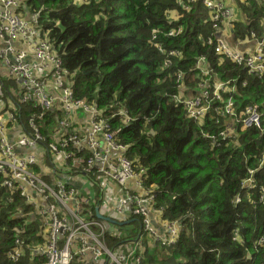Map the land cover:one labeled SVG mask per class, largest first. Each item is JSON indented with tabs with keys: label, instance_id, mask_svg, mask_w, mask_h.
<instances>
[{
	"label": "trees",
	"instance_id": "obj_1",
	"mask_svg": "<svg viewBox=\"0 0 264 264\" xmlns=\"http://www.w3.org/2000/svg\"><path fill=\"white\" fill-rule=\"evenodd\" d=\"M249 4L252 16L264 17V5L255 0ZM24 7L30 14L38 13L41 36L46 34L69 72L66 80L73 83V96L96 104L98 118L107 119L111 128L120 123L118 110L131 118L119 142L128 145L126 155L136 169H144L143 184L153 186V207L162 209L163 219L180 225L175 243L154 250L145 246L142 264H264V246L256 245L264 231V204L257 202L264 189V130H239L234 141L212 145L202 135L216 132L217 126L188 118L171 98L179 92L177 72L189 87L203 79L197 63L204 57L222 80L239 78L237 105L256 102L264 114V75H246L245 69L214 52L207 43L213 29L203 1L25 0ZM173 11L176 19L170 15ZM171 29L179 33L168 36ZM251 29L264 35V30L245 22L233 28L236 38H244ZM172 50L178 55L163 69ZM0 83L3 100L15 103L21 125L30 131L29 120L39 111L36 102L19 103L13 94L25 90L12 75H7L9 86L2 77ZM35 123L50 141L56 125L53 112L36 117ZM249 171L251 188L241 185ZM2 180L0 175V264H17L7 253L19 246L21 264H42L44 258L33 251L46 241V217L35 214L32 205L18 191L4 187ZM236 195L241 198L238 203ZM235 228L238 240L232 239ZM134 234L115 237L107 232L105 238L116 248Z\"/></svg>",
	"mask_w": 264,
	"mask_h": 264
},
{
	"label": "built area",
	"instance_id": "obj_2",
	"mask_svg": "<svg viewBox=\"0 0 264 264\" xmlns=\"http://www.w3.org/2000/svg\"><path fill=\"white\" fill-rule=\"evenodd\" d=\"M189 2L195 0H188ZM209 10L212 22V35L216 38L208 37L207 43L212 44L214 52L223 56L237 66L242 67L248 74L262 77L264 75V35L250 30L249 41L253 42V47L249 50L238 51L232 48L222 36L223 23L229 21L230 11L223 3L215 0H202ZM244 2L248 0H243ZM259 5H264V0H255ZM25 0H0V40L6 44L11 41L21 39L31 48L34 54V61L23 62L26 56L24 50L17 51L13 45L0 47V61L7 66V72L16 80L21 79V88L25 91L20 94L14 93L19 103L29 100L35 101L39 111L32 115L29 120L30 131L23 128L19 120V108L13 103L7 108L2 98L0 83V175L3 177L2 185L8 190L18 191L20 197L26 204L32 205L35 214L46 217L47 234L45 243L36 246L33 252L44 258L42 264H74L84 257L91 256L94 264H142L141 240L142 235L135 239L133 246L124 249H115L107 244L105 235L107 233L106 224L103 220L89 216L87 213L88 204L82 200L77 190L69 186L62 180L49 183L43 177L41 171H36L38 166V154H20L15 147L32 148L41 153L47 159L55 162L68 164V160H83L82 171L91 175L94 179L100 177L108 178L118 185L123 186L128 180L136 176L143 184L144 169H136L135 165L126 155L127 145L119 142V134L130 122L131 118L122 111H117L120 116V123L111 128L107 119L98 118L100 112L96 104H90L85 98H75L73 96V83L66 80L69 72L62 65V60L58 56L52 43L44 33L41 36V29L37 25L38 13L31 14L33 26L20 13ZM179 29H171L168 36H175ZM156 39L153 33L152 40ZM214 39V40H213ZM157 49L163 53V48L159 43H154ZM14 56V61L11 59ZM175 50L168 52V58L164 61L162 68L171 66L172 58L177 57ZM205 61L204 57L199 59L197 68L203 76L209 74V70H202L200 63ZM203 72V73H202ZM176 84L180 89L183 85L182 72L176 73ZM51 84H48V83ZM201 90L198 94L180 95L179 92L172 95L176 104H180L185 110L188 118L197 122H205L206 119H215L218 130L214 133L203 132V137L207 138L212 145H219L222 141L235 140L236 130L257 128L264 130V117L257 109V106H246L235 112V101L232 96L223 98L221 93L225 92L228 84L232 81L220 82L213 88L205 86L206 79L201 80ZM53 88V91L50 90ZM55 90V91H54ZM57 90H60L59 93ZM59 104L61 109L56 105ZM61 110L64 114H69L74 110H81L89 114L91 129L87 134L86 151L89 156L77 158L65 150L69 141H78L79 135L75 133L70 125V119L58 116L54 109ZM46 111H52L56 117V128L49 134L50 141L40 132L39 126L35 123V118H41ZM115 117V112L111 115ZM219 117H226L228 120L223 125H219ZM232 122H229V121ZM8 128H15L19 132L14 142L8 140L6 132ZM66 129L68 134L63 137L58 129ZM204 130V128H203ZM202 132V131H201ZM99 136H101L105 153L98 150ZM119 151L121 155L115 159H108L107 152ZM97 161L101 163L98 164ZM97 164L98 166H96ZM252 171L249 176L241 181L242 186L252 187ZM144 185V184H143ZM145 186V185H144ZM143 186V192L127 193L115 209L116 214L124 216H134L140 220L142 229L151 235L156 241L171 245L175 243L180 225L177 221L162 219V209L153 207L155 193L149 187ZM240 196L236 195L234 202H240ZM254 202V201H252ZM257 202L264 204V189L259 195ZM89 210V208H88ZM154 216H159L161 235L154 224ZM155 220V219H154ZM233 240L239 239L237 228L233 230ZM16 243L19 246L18 240ZM256 245L264 246V231L256 241ZM8 257L17 264H21L20 257L23 250L15 247L7 253ZM73 262V263H72Z\"/></svg>",
	"mask_w": 264,
	"mask_h": 264
},
{
	"label": "crops",
	"instance_id": "obj_3",
	"mask_svg": "<svg viewBox=\"0 0 264 264\" xmlns=\"http://www.w3.org/2000/svg\"><path fill=\"white\" fill-rule=\"evenodd\" d=\"M219 1L224 4V6L230 11L229 14V21L223 23V33L222 36L225 38L226 42L234 49L238 51H245L249 50L253 47V42L249 41L248 35H246L244 38H236L234 34V24L238 22H245L249 24V27L253 28H261L264 30V17H255L252 16L253 12L250 8L249 0L243 1V0H215ZM23 5L22 10L24 13L22 15L26 20H28L31 24H33L34 27L36 25L32 22L33 18L31 17V14L29 10H27L26 7ZM174 19L177 18L176 11L171 12L170 14ZM254 30V29H251ZM250 31V30H249ZM256 31V30H254ZM257 32V31H256ZM259 33V32H257ZM249 34V32H248ZM213 38H216L215 35H213ZM7 45H13L17 51L24 50L26 53V56L22 59L23 62H33L34 59V54L31 50V48L22 41L21 39L19 40H14L11 41V44H6L4 41L0 40V47L7 46ZM11 59L14 61V56L11 55ZM200 67L202 70L208 69L209 74H205L204 78L206 79V82L204 83L205 86L209 88L215 87L216 84L220 82H227V81H232V83L228 84V88L225 92H222L221 95L225 99L229 96L233 97V100L235 101V112L236 114L239 113L240 110L245 108L246 106H257V109L259 112L262 114L264 117L263 112L260 110L259 104L256 102H248L246 105L242 106V102L244 101H239L238 105L236 104V99L241 98V93L239 91V86H238V77H235L233 79H226L222 80L218 73L214 72L212 68L207 64L206 61L201 62ZM0 67L4 69L5 73L0 74L1 75H8L7 74V66L0 61ZM200 70V68H199ZM244 70V69H243ZM246 73V71L244 70ZM203 73V72H202ZM246 75H248L246 73ZM19 89H22L21 83L18 82ZM48 84H51L50 82ZM246 81H242V86H246ZM201 85L202 82L199 79L197 83H195L192 87H189L183 82V85H181L179 89V94L180 95H193V94H198L199 91L201 90ZM50 90L53 91V88L50 86ZM55 91V90H54ZM59 93H61L60 90H57ZM5 106L7 108L12 107L13 104H11L9 101L5 103ZM57 107H60L59 104L56 105ZM62 110V109H61ZM60 110L61 116L66 117L70 119V125L72 126V129L75 131L76 134L79 135V140L76 141H69L68 144L65 146V150L71 154H73L77 158H82L86 157L88 154H90L88 151L84 150L86 149L87 145V134L91 129L90 122H89V114L81 111V110H74L69 114H66ZM219 125H223L226 123L228 118L226 117H219ZM229 122H232L231 120ZM205 124L209 125H217L215 124V119H206ZM57 126L55 125V128ZM59 134L63 135V137L67 136L68 132L66 129H58ZM239 130H236L235 132V137L237 139ZM19 132L15 128H8L6 132V136L9 141L14 142L15 138L18 136ZM99 147L98 150L101 153H105V147H104V142L99 136ZM128 146V145H127ZM128 149V148H127ZM127 151V150H126ZM20 154H28V153H36L38 154V167H40V170L43 174V177L45 178L46 181L49 183H52L57 180H62L66 182L69 186L74 187L77 192L79 197L86 201L88 204L87 208V213L89 216H93L95 218H98L95 213L96 209L98 210L99 214L103 216H107L115 220L114 223H109L104 221L106 224V229L110 228V231L107 230L108 233L119 236V237H127L132 234L134 231L135 234L132 235L134 237L132 238H127L122 240V243H120L115 249H124L128 248L130 246H133L135 239H137L138 236L142 235V240H141V250L140 253H143V250L146 247L150 249H155L158 246L166 245L169 246L165 243L159 242L154 240L151 235L145 233L142 229V224L137 220L134 219L136 217L134 216H124V215H118L116 214V207L119 203V200L122 199L124 196H126L127 193H142L143 192V184L139 180V178L136 176L135 178L128 180L123 186L118 185L116 182L100 177L99 179H94L91 175H88L84 173L81 169L83 160H68V164L64 165L63 162H55L52 159H47L44 156L41 155V153H38V151H35L32 148H19L17 151ZM121 155V152L119 151H109L107 152V157L108 159H115V162L117 159H119ZM98 164H100V161H97ZM134 164V163H133ZM98 166L97 164H95ZM145 187V186H144ZM153 187V186H151ZM149 187V188H151ZM152 189V188H151ZM162 218V217H161ZM159 216H154V224L157 227L160 235L163 224H161V219ZM99 219V218H98ZM47 234V231L45 233V236ZM162 250L161 248H158ZM36 252H33V255H35ZM37 256V255H36ZM78 262H74V264H94L91 261V256L84 257L83 259L77 260Z\"/></svg>",
	"mask_w": 264,
	"mask_h": 264
},
{
	"label": "water",
	"instance_id": "obj_4",
	"mask_svg": "<svg viewBox=\"0 0 264 264\" xmlns=\"http://www.w3.org/2000/svg\"><path fill=\"white\" fill-rule=\"evenodd\" d=\"M20 81H21V79L19 78V79H18V82H20ZM19 148H20V147H15V150L18 151ZM95 215H96L99 219L104 220V221H106V222H109V223H114V222H115V220H113L112 218L107 217V216H103V215L99 214V212H98L97 209H96V213H95ZM110 228H112V227H110ZM110 228H107V230L110 231Z\"/></svg>",
	"mask_w": 264,
	"mask_h": 264
},
{
	"label": "rangeland",
	"instance_id": "obj_5",
	"mask_svg": "<svg viewBox=\"0 0 264 264\" xmlns=\"http://www.w3.org/2000/svg\"><path fill=\"white\" fill-rule=\"evenodd\" d=\"M23 17H24V16H23ZM4 73H5L4 69L0 67V74H4ZM1 77L4 79L6 85L9 86L8 83H7V75H1ZM153 239H154V238H153ZM154 240H155V239H154Z\"/></svg>",
	"mask_w": 264,
	"mask_h": 264
},
{
	"label": "clouds",
	"instance_id": "obj_6",
	"mask_svg": "<svg viewBox=\"0 0 264 264\" xmlns=\"http://www.w3.org/2000/svg\"><path fill=\"white\" fill-rule=\"evenodd\" d=\"M24 5H25V2H24ZM23 8V7H22ZM22 8H21V10H22ZM22 14V13H21Z\"/></svg>",
	"mask_w": 264,
	"mask_h": 264
}]
</instances>
